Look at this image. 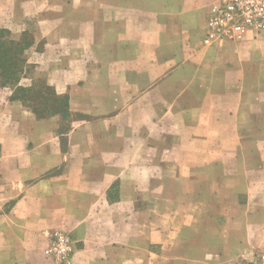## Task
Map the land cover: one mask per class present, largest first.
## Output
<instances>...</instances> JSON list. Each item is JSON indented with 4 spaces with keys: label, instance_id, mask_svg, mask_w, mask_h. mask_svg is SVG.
<instances>
[{
    "label": "crops",
    "instance_id": "obj_1",
    "mask_svg": "<svg viewBox=\"0 0 264 264\" xmlns=\"http://www.w3.org/2000/svg\"><path fill=\"white\" fill-rule=\"evenodd\" d=\"M211 2L0 0L5 37L35 27L23 55L64 103L41 115L16 84L0 85V264H54L42 252L54 229L75 242L71 264L169 260L179 229L172 216L181 229L190 222L170 200L187 199L192 171L223 168L218 156L233 149L201 134H243V119L260 121L249 134L264 133V31L204 46ZM212 150L213 160L190 158ZM256 150L259 169L237 196L249 233L232 255L214 250L212 264H230L264 239V141Z\"/></svg>",
    "mask_w": 264,
    "mask_h": 264
},
{
    "label": "rangeland",
    "instance_id": "obj_2",
    "mask_svg": "<svg viewBox=\"0 0 264 264\" xmlns=\"http://www.w3.org/2000/svg\"><path fill=\"white\" fill-rule=\"evenodd\" d=\"M34 30L35 27L31 23L20 31V35L17 38H11L9 35L5 37L4 34L10 31L0 29V35L3 36L0 39V85H9L14 88L16 84L15 92L20 96L27 95L28 98L27 96L25 98L29 99L28 103L33 107L34 111L38 114L46 115L54 110L63 109L64 103L61 102L59 104L55 102L59 98L56 96L55 90L50 85L45 84L43 73L38 71L36 61L28 60L26 55H23V49L32 42V32ZM14 31L19 32V29L14 28ZM263 31L257 32L254 38ZM247 38L249 40L253 39L249 36L245 39ZM227 43L219 47L228 46ZM259 45V47L263 46L261 43ZM258 57L260 55L256 56V58ZM48 99H51V101H48ZM240 121L238 130L243 132V134H228L227 136L223 134H201L200 137L204 144L214 147V145L219 143L228 145L232 141L231 148L233 149L231 151H224L221 156H218L224 163L223 168L212 165L192 171V177L195 181H191L189 185L185 184V186H188L187 190H189V197L187 199L170 200L172 202L171 206H173V202L177 208H181V204L185 205L189 210L190 222L181 229V224L179 226L180 217L178 215L172 216V228L176 229L179 227V229L173 236L175 244L164 252L165 257L169 260L165 258L163 264H212L208 257L210 254L214 255L218 249H221V252L227 255L234 254L238 243L243 241L246 233H249L248 227L242 222L243 220L240 222L241 210L244 209V206L241 204L244 202L240 197V203L237 204V196L244 193L243 188L246 189L249 185L246 180L249 172L259 169V157L256 148L257 141H264V133L261 132L258 135L249 134V125L256 127L260 123L259 120L249 121V119H243ZM206 130L209 131V129ZM222 130L225 131L226 129L223 128ZM233 138H236L238 143L236 149L233 145ZM213 150L211 156L207 157L208 151L202 153L205 156L200 155L199 157L192 155V152H190V158L197 162L213 160ZM198 152L201 154L202 151H195L196 154ZM1 199L0 197V204H2ZM158 208L157 223L159 226H162L165 225L167 219L160 212L166 211L163 209L165 208L164 200L160 201ZM219 219H222V221L220 220L221 227L218 223ZM181 244L182 246L186 245L182 247ZM262 245H264V239L259 240L256 245L244 248L245 250L241 255L230 264H239L241 259L249 257L252 252ZM182 248L185 250L184 253H186L187 257L183 263L176 259L177 255L182 253ZM127 256L128 254L126 253L122 254L121 259H126ZM142 264H149V258L147 257L146 261L144 259Z\"/></svg>",
    "mask_w": 264,
    "mask_h": 264
},
{
    "label": "built area",
    "instance_id": "obj_3",
    "mask_svg": "<svg viewBox=\"0 0 264 264\" xmlns=\"http://www.w3.org/2000/svg\"><path fill=\"white\" fill-rule=\"evenodd\" d=\"M261 30H264V0H212L201 41L204 46H220L238 42ZM46 238L42 248L44 256L55 264H71L76 245L69 234L54 229ZM239 264H264V245Z\"/></svg>",
    "mask_w": 264,
    "mask_h": 264
}]
</instances>
